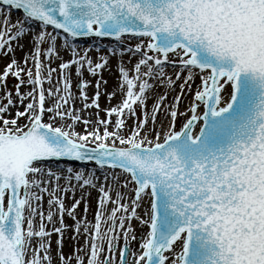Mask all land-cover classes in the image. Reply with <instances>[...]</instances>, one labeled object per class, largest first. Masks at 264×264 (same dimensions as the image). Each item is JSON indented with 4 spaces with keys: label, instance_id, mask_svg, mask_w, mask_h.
<instances>
[{
    "label": "snow or ice",
    "instance_id": "1",
    "mask_svg": "<svg viewBox=\"0 0 264 264\" xmlns=\"http://www.w3.org/2000/svg\"><path fill=\"white\" fill-rule=\"evenodd\" d=\"M0 5V55L11 57L0 71V264H53V233L59 264H264V0ZM91 108L96 119L82 115ZM85 189L98 192L94 220ZM133 220L147 226L135 251ZM69 229L72 241L83 229L84 245L65 254Z\"/></svg>",
    "mask_w": 264,
    "mask_h": 264
},
{
    "label": "bare ground",
    "instance_id": "2",
    "mask_svg": "<svg viewBox=\"0 0 264 264\" xmlns=\"http://www.w3.org/2000/svg\"><path fill=\"white\" fill-rule=\"evenodd\" d=\"M2 7V6H0ZM18 13L16 11H13L11 13V17L12 19L15 21L17 18H18ZM134 40V39H132ZM132 40H128L127 42L128 43H131ZM24 44H25V48L23 50L17 48L16 49V52H15V56L16 58L19 60L22 55H23V52L24 51H28L29 50V45L27 44V37L24 38ZM77 42L79 43V41L77 40ZM90 41L89 40H85L84 43H82L84 46H86ZM103 46H106V48L109 46V44L111 43V40L110 39H102L99 41ZM137 41H135L136 43ZM106 48H101V52H104ZM91 55H93V57H96L98 55V53H96L95 51H93L91 53ZM11 57L10 56H2L0 55V71L3 70V67L5 66L6 62L10 59ZM64 58L65 59H68L69 56L67 53H64ZM135 59L136 57H132V60L133 62H135ZM127 60H128V56L125 55L124 57V61L125 63H127ZM116 62H117V57L113 56L110 58V65H109V69H106L104 70L101 75L103 77L104 80H107V84L106 85H103V88L106 89L107 91H111L117 84V67H116ZM59 61H57L55 64L51 65V67H54V68H57V65H58ZM169 71H171V69H168ZM56 74V77H55V80L59 79V69L57 68V72H55ZM72 77H73V91L76 92L78 94V90H76V84H77V76L75 74V71L74 69L72 70ZM83 79L85 80H89V81H92L91 84H89L85 91L88 93L89 97H91V95L93 94L94 92V89H95V80H96V77L90 75L86 70L83 72ZM54 80V81H55ZM197 82H199V80L197 79ZM48 85L45 84V87H47ZM25 87L24 86H21V91H25ZM14 91V90H13ZM178 91V89H177ZM0 95H1V90H0ZM120 100V95L118 94L112 101H111V104H116L118 103ZM191 100V94H189V96L187 98H184L183 99V102L181 103L180 105V108H181V111L184 110V108L188 105L189 101ZM153 103V101H148V104L149 106H151V104ZM100 105H101V108H105V107H108L110 106L108 101H107V98L106 96L102 95L101 98H100ZM76 106L77 107H81V103L80 101L78 100L76 102ZM202 108L203 106L201 105V111H202ZM14 111V110H13ZM95 113H96V109L95 108H91L89 110H87V112H84L82 113L83 116H88L90 119H96V116H95ZM100 117L101 118H104L105 117V113L103 111L100 112ZM115 119V117H113V120ZM128 125H130V122L129 120L126 122ZM77 130L78 131H82L83 130V125H78L77 126ZM198 130V129H196ZM62 164H68L67 162H63ZM73 168L79 170L81 167H78V166H74ZM119 171V170H117ZM85 175H87V169H85ZM97 176H101V173L100 172H97ZM102 179V177H101ZM61 183H63V181H61ZM72 183H76V181H72ZM85 191H90L91 195L88 197V200H89V203L91 205L90 209H89V212L87 214V219L88 220H94V208H95V200L98 196V192L96 189H85ZM81 195V190L79 188H77V191H76V198H79ZM72 193H68L66 195V204L67 205H71V203H73L74 201L72 200ZM46 199L45 198V209L47 208V204H46ZM111 208V205H109V209ZM147 208V198H145V202L143 204H141V207L140 209L138 210L140 212L141 215H143L145 209ZM141 210V211H140ZM84 215V212H83V201L81 202V205L79 206L78 210H77V216L78 217H81ZM38 219V218H37ZM65 222L66 223H69V224H72L73 221L71 220V218H69L67 216V214H65ZM135 229H136V235L138 237L137 240H135V245H134V250H138L139 249V246H140V240H139V236L141 234V231H143V233L146 234L147 232V226H143V228H141V226L138 224V222L136 220H133L132 221ZM56 226H59V224L57 223ZM49 227H51V225H49ZM73 235V229H69L65 234L64 236L66 237L65 239H63L62 243H63V247H62V251L65 253V254H71L72 252V248L73 246H75L76 248H80L82 245H84V234H83V229H81V232L80 234L78 235V238L75 240V241H72L71 240V237ZM56 239H57V234L53 233L52 234V237H51V248H52V253H53V264H59V257L56 255V249H57V245H56ZM123 241V238L121 236V239L119 241V245L118 247L121 245L120 242ZM119 249V248H117ZM119 255V250H117V257ZM74 264V262H73Z\"/></svg>",
    "mask_w": 264,
    "mask_h": 264
},
{
    "label": "rangeland",
    "instance_id": "3",
    "mask_svg": "<svg viewBox=\"0 0 264 264\" xmlns=\"http://www.w3.org/2000/svg\"><path fill=\"white\" fill-rule=\"evenodd\" d=\"M134 44V43H133ZM55 77H56V74L55 73H53V80H55ZM7 81H8V84H9V87L11 88V86L13 85V84H15L16 83V80H15V78L14 77H12L11 75L7 78ZM1 90V95H3V91H2V89H0ZM76 90H78L77 89V87H76ZM137 115H140V111H139V109H137ZM129 122H130V125H131V123H132V121L131 120H129ZM181 120H178L177 121V127H179L180 126V124H181ZM90 166V165H89ZM141 211V210H140ZM122 242H120V244H121ZM134 245H135V242L134 241H132L131 242V248H132V250H134ZM119 248V247H118ZM118 250V249H117ZM119 258V255H118V257H117V259Z\"/></svg>",
    "mask_w": 264,
    "mask_h": 264
},
{
    "label": "water",
    "instance_id": "4",
    "mask_svg": "<svg viewBox=\"0 0 264 264\" xmlns=\"http://www.w3.org/2000/svg\"><path fill=\"white\" fill-rule=\"evenodd\" d=\"M85 40H88V39L86 38V39H81V40H78V41H79V43H84Z\"/></svg>",
    "mask_w": 264,
    "mask_h": 264
}]
</instances>
